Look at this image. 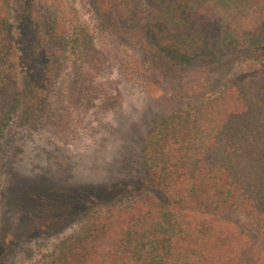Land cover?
I'll return each instance as SVG.
<instances>
[{
  "label": "rangeland",
  "instance_id": "374dc122",
  "mask_svg": "<svg viewBox=\"0 0 264 264\" xmlns=\"http://www.w3.org/2000/svg\"><path fill=\"white\" fill-rule=\"evenodd\" d=\"M192 18L211 38L225 22L254 32L264 21L242 0H204ZM63 23L83 33L75 48L47 39ZM12 33L20 94L0 136V264L49 263L96 207L144 197L175 209L148 178L146 136L165 117L264 71V54L243 50L229 52L240 58L224 70L166 62L101 0H13ZM27 73L39 89L27 92ZM31 97L40 104L29 106ZM231 219L251 238L260 230L246 215Z\"/></svg>",
  "mask_w": 264,
  "mask_h": 264
},
{
  "label": "trees",
  "instance_id": "16d2710c",
  "mask_svg": "<svg viewBox=\"0 0 264 264\" xmlns=\"http://www.w3.org/2000/svg\"><path fill=\"white\" fill-rule=\"evenodd\" d=\"M101 1L132 37H142L176 66L224 70L240 58L229 57L230 51L264 54V21L254 32L225 22L216 38L194 26L204 0ZM242 1L264 18V0ZM12 6L13 0H0V136L20 94ZM64 24L50 27L47 39L75 48L83 33L75 37ZM25 79L27 92L40 88L32 75ZM34 99L29 106L40 104ZM143 163L176 208L144 197L96 207L47 264H264V71L238 77L216 97L165 117L145 138ZM240 214L259 224L254 238L232 222Z\"/></svg>",
  "mask_w": 264,
  "mask_h": 264
}]
</instances>
